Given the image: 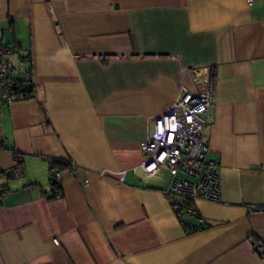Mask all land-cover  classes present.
<instances>
[{"label":"crops","instance_id":"obj_1","mask_svg":"<svg viewBox=\"0 0 264 264\" xmlns=\"http://www.w3.org/2000/svg\"><path fill=\"white\" fill-rule=\"evenodd\" d=\"M0 45L35 85L0 96V264H264V0H0ZM205 68L221 203L197 202L193 231L140 144ZM47 159L75 165L50 200Z\"/></svg>","mask_w":264,"mask_h":264},{"label":"built area","instance_id":"obj_2","mask_svg":"<svg viewBox=\"0 0 264 264\" xmlns=\"http://www.w3.org/2000/svg\"><path fill=\"white\" fill-rule=\"evenodd\" d=\"M11 51L0 45V96L5 105L16 99L25 101L33 96L32 73L26 71L20 78L13 76L9 59ZM28 63L27 58L21 64ZM195 92L181 88L175 101L165 108L164 113L153 120V130L140 144L143 157L141 170L148 176L165 170L170 183L163 192L176 218L188 230L203 229L204 221L195 204L197 202L221 203V181L218 164L208 158L209 142L205 137V116L213 109L216 80L213 69L192 70ZM49 164V182L52 188H60V171ZM75 165L69 161L70 172ZM22 175V157L15 155L9 177L18 179ZM61 196L54 189V198ZM251 213L264 215V205L249 206ZM185 218L196 220L194 227L188 226ZM57 244V241L54 240ZM255 253L264 257V243H256Z\"/></svg>","mask_w":264,"mask_h":264},{"label":"trees","instance_id":"obj_3","mask_svg":"<svg viewBox=\"0 0 264 264\" xmlns=\"http://www.w3.org/2000/svg\"><path fill=\"white\" fill-rule=\"evenodd\" d=\"M52 165L54 167H56L58 170H62V168H66L68 169L69 168V161L67 162H64V161H60V160H56V159H50ZM10 173V172H9ZM54 189L55 190H60V188H52V193H51V196H49L47 199H53L54 198Z\"/></svg>","mask_w":264,"mask_h":264}]
</instances>
